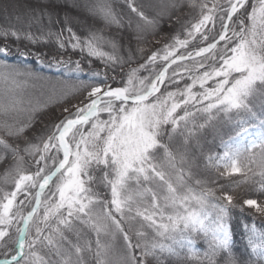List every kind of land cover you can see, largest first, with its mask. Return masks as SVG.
Returning a JSON list of instances; mask_svg holds the SVG:
<instances>
[{"label": "snow or ice", "instance_id": "snow-or-ice-1", "mask_svg": "<svg viewBox=\"0 0 264 264\" xmlns=\"http://www.w3.org/2000/svg\"><path fill=\"white\" fill-rule=\"evenodd\" d=\"M125 2L138 17V44L165 20L170 28L180 23L176 13L185 7H198L199 15L183 24V39L172 37L130 68L117 87L108 81L115 82L117 67L123 71L137 52L144 53L142 47L125 49L122 37H105L102 30L77 36L68 26L71 17L61 19L57 0H36L24 12L18 0L0 3L9 22L26 18L28 27L35 23L42 32L47 27L60 49L79 50L103 65L95 70L89 60L86 71L82 59L48 58L17 47L19 56L35 55L41 65L75 76L78 83L66 85L61 99L86 93L78 104L63 108V119L30 138L35 113L47 104L33 105L15 88L21 78L44 77L0 61V81L15 86L6 87L0 100V160L12 159L0 180L14 185L0 187V264H264V231L245 225L250 233L245 260L234 254L230 225L232 209L244 212L246 206L264 216V202L246 198L241 203L223 186L218 195L210 186L215 181L203 178L204 171L215 169L219 177L240 174L247 183V172L256 166L264 194V0H252L250 9L249 0H189L187 5L161 0L149 5L152 16L135 0ZM83 7L106 27H123V17L108 0ZM61 23L65 27L53 32L52 25ZM65 30L67 42L61 38ZM10 37L32 44L39 39L11 25L0 27L5 58L12 54ZM190 46L195 50L187 51ZM157 60L164 62L158 72ZM186 61L192 65L184 69L191 83L181 88L180 73H168ZM150 65L153 71L142 76ZM82 74L90 81L103 75V80L85 83ZM166 82L175 90L162 91Z\"/></svg>", "mask_w": 264, "mask_h": 264}, {"label": "trees", "instance_id": "trees-1", "mask_svg": "<svg viewBox=\"0 0 264 264\" xmlns=\"http://www.w3.org/2000/svg\"><path fill=\"white\" fill-rule=\"evenodd\" d=\"M8 2V0H0V3ZM20 4V11L24 12L29 4H35L36 0H29L25 2L23 0H18ZM59 7L58 11L60 13L61 19L63 16L67 14L71 17L70 26L73 31L77 34V36L84 38L89 34L90 31L102 30L103 35L105 37L118 36L122 37V43L125 49L129 46L135 51L138 47H142L144 49V53L140 54L137 52L136 57L130 64H126L123 67V71L119 67L116 69V80L113 82L111 79L108 83L111 84L112 87L122 86L120 81L125 79L126 74L130 68H137L139 64L144 63L147 60V57L152 54V52L157 50H162L164 45L171 42V38L175 35L179 34L180 38H184V30L183 24L188 20H193L199 15V8H188L185 7L180 12L176 13V15L180 16V23H174L173 27H169L167 20H165L163 27L153 35L151 32L146 34V38L143 42H137L135 35V25L138 22V17L135 14L130 12L128 9L125 0H108V2L112 5L114 10L123 17V27L117 28L116 26L106 27L102 21L97 17H93L87 10L83 7L85 4H94L96 0H57ZM161 0H135V3L138 6H143L146 14L152 16L155 14V9L150 7L149 5H154L160 3ZM189 0H185V4ZM212 0H209L211 3ZM218 2H223V0H218ZM252 0H249L248 7L250 9ZM78 5L79 7H73L72 5ZM129 19L132 21V26L129 27ZM45 26L47 25V21H44ZM15 27L17 29H21L25 32H31L36 37H39L37 43L32 44L28 40L23 39V37L16 41L14 38H9L8 43L12 48V54L8 57L0 56V61H6L10 65L19 66L21 69H31L34 73L38 74L44 79H29V78H21L19 82V87L15 88L14 85H5L3 81H0V100L4 99V91L6 87H13L17 95L22 97L25 101H31L33 105H43L47 104V108L43 111H38L35 113V121L31 130L28 131L27 135L31 138L34 133H39L44 130L45 124H53L58 122L60 119H63L66 115L64 113H60L59 111L63 110L64 107H70L71 105L78 104L81 100L86 98V93L81 92L77 94L75 97L69 96L67 99H61L58 95L62 90H64L65 86L77 84L75 76L73 75H65V70L60 69L57 70L54 67H48L47 63L41 65L37 62L35 55H29L28 57H21L17 54V47H19L22 51H29L31 53H47V57L50 58L52 55H57L59 58L60 55H63L65 59L71 57L72 60L82 59V66L87 71L89 67V60L92 61V68L95 70H102L103 65L99 60L87 57L86 53L81 54L79 50L73 51L70 47L66 50H62L59 48L57 37L55 35L48 36L47 27H45L44 31H41L40 25L33 23L31 27H28L27 19L23 23H18L15 18H13L10 22L5 19L4 15L0 13V27ZM65 26L61 24L52 25V31L55 33H59L62 28ZM211 27V25H209ZM219 22H217L216 30H219ZM69 37V33L65 30L63 32L62 39L67 42ZM4 41L0 38V44H3ZM194 45H199L200 41H194ZM105 50H109L105 48ZM195 48L190 46L187 51H194ZM181 52L186 54V50L181 49ZM185 65L187 68H191V62L186 61L179 68L177 65H172L169 69L168 75L171 76L172 71H177L180 73V76L183 79L180 80V87L183 88L185 83H191V80L188 79V72L185 69ZM164 62L157 60L156 67L154 71H159L163 68ZM153 71V67L150 65L149 70H141L140 74L142 76H148L150 72ZM109 77L113 75L112 72L108 73ZM85 83H97L103 80V75L93 80H89L87 75H81L80 77ZM179 78V77H178ZM58 81L64 83H57ZM198 87V86H197ZM162 91H174L175 85L169 84L168 82L165 85H162ZM57 95H53V90ZM50 116L54 119L50 121ZM209 140L212 139L211 135L208 137ZM216 144H219V138L216 140ZM218 149L213 147L212 151L216 152ZM207 152V148L205 149ZM258 151V150H257ZM246 162V161H245ZM12 165L11 156H8L6 160H0V178L4 176L6 170H8ZM32 171H35V168H31ZM247 171V170H246ZM255 173V174H254ZM259 168L253 166L252 171L247 172L248 182L243 183L245 177L240 174L233 175L231 177H219L216 173L215 169H210L208 171L203 172V178L208 179L210 181H215L214 184L210 185L217 189V194H220V186L224 187V190L229 194L234 195L241 203L243 199L252 198L257 199L258 202H264V194H261V176L258 174ZM14 185L3 184L2 180H0V187L5 190H11ZM23 198V197H20ZM231 230L233 233V241L232 247L234 254L237 256H243L245 260H247L248 255L250 253V249L248 248L247 241L249 232L246 231L245 225H247L248 229H251L253 225L255 226L257 232L264 231V216H261L254 212V210H248L245 206V211L241 212L239 208L231 210V219H230ZM123 244L122 239L118 242L117 247L119 248ZM197 246L199 249H204L206 245H204L199 240L197 241ZM3 249H0V259H3ZM258 257H253V260H258Z\"/></svg>", "mask_w": 264, "mask_h": 264}, {"label": "rangeland", "instance_id": "rangeland-1", "mask_svg": "<svg viewBox=\"0 0 264 264\" xmlns=\"http://www.w3.org/2000/svg\"><path fill=\"white\" fill-rule=\"evenodd\" d=\"M25 2H28L29 0H23ZM60 113H64L63 110L59 111ZM64 115H67V113H64ZM55 118V117H54ZM52 116H50V121L54 119Z\"/></svg>", "mask_w": 264, "mask_h": 264}, {"label": "water", "instance_id": "water-1", "mask_svg": "<svg viewBox=\"0 0 264 264\" xmlns=\"http://www.w3.org/2000/svg\"><path fill=\"white\" fill-rule=\"evenodd\" d=\"M162 87V86H161Z\"/></svg>", "mask_w": 264, "mask_h": 264}]
</instances>
